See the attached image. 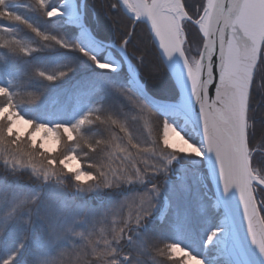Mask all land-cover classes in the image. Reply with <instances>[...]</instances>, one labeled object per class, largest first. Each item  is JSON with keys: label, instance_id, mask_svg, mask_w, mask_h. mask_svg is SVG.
Instances as JSON below:
<instances>
[{"label": "trees", "instance_id": "16d2710c", "mask_svg": "<svg viewBox=\"0 0 264 264\" xmlns=\"http://www.w3.org/2000/svg\"><path fill=\"white\" fill-rule=\"evenodd\" d=\"M61 0H47L46 8H41L37 0H6L5 7L13 14L23 17L21 21L0 18V36L10 40L13 36L28 46L31 51H22L3 45L0 40V85L20 93L21 102L18 109L26 118L37 123L73 124L90 110L108 111L121 119L133 136V144L139 143L147 149L163 135L164 119L155 115L144 123L129 99L120 91L129 92L142 101L128 85L129 73L123 65L118 71L100 69L92 54L80 44L77 31H70L64 18H50L47 11L55 8ZM79 2L81 0H78ZM206 0H184L186 9L192 16H198ZM117 0H85V21L93 33L101 40L116 42L122 45L125 36L129 37L133 19L122 6L113 7ZM24 21H27L25 23ZM39 29V33L35 30ZM77 29V28H75ZM40 33L56 36L65 42L78 45L66 48L56 40H45ZM126 50L132 60L139 66L149 91L163 98H177V91L168 69L160 58L152 36L144 22H138L133 35L128 40ZM115 55L120 53L113 49ZM102 55L96 57L102 60ZM37 70L50 74L61 71L66 75L54 81L40 77ZM165 77L168 85L161 86L160 80ZM259 71L256 73L249 106V144L255 150L253 164L264 174V93L261 94ZM29 93H38L36 102L28 101ZM175 124L182 121L177 118ZM185 128V129H184ZM184 132L195 143L199 140L195 127L185 124ZM85 135L99 139L108 135L107 130L99 124L83 126ZM122 146L129 147L133 158L143 163L151 160V153L136 156V149L130 147L127 136L118 134ZM71 150L77 152L84 171L90 170L94 162V154L86 146L80 148L75 142H69ZM64 148L60 141L56 155ZM114 151V150H113ZM123 154L115 153L110 159H119ZM163 161V157H157ZM167 164V161H163ZM176 162L175 164H173ZM63 167V166H61ZM202 165H193L185 154L178 153L167 171L149 173L143 181L134 180L121 184L118 188L88 187L90 180L81 182L79 186L72 184L71 172L57 173L45 180L37 177L30 169L13 170L5 161H0V191L4 193L0 202V216H5L3 231L0 232V264L18 253L10 264H34L35 246L40 244L42 252L51 254L62 246L83 250L90 261H96L97 253L109 251L105 241H111L115 230L121 227L122 219H126L129 208L121 207V203L131 196L145 191H154L151 185L156 183L160 192L169 201V208L164 218L155 206L151 214L140 225H131L128 236L118 245L112 259L119 264H176L168 257L160 256L154 247H163V243H179L197 256L207 252V238L210 231L223 218V213L215 204L210 180L205 178ZM203 174V177H202ZM22 196L27 199L25 206L33 208V212L18 211L12 218L6 214L12 209L13 197ZM36 200L34 205L29 202ZM138 204L139 201L137 200ZM27 222H26V219ZM52 240L56 242L53 243ZM135 242V245H134ZM22 245V246H21ZM146 248L147 250H142ZM140 250V256L135 252ZM127 253H132L127 255ZM67 254V250H65ZM107 264V262H105ZM206 264H228L224 258H208Z\"/></svg>", "mask_w": 264, "mask_h": 264}, {"label": "snow or ice", "instance_id": "6c2138e0", "mask_svg": "<svg viewBox=\"0 0 264 264\" xmlns=\"http://www.w3.org/2000/svg\"><path fill=\"white\" fill-rule=\"evenodd\" d=\"M123 3L137 19L148 18L151 31L169 56L175 52L185 56L192 89L202 112L205 138L203 146L191 142L175 126L164 121L162 143L157 140L152 147L142 149L139 143L133 144L132 133L119 117L110 115L111 112L96 109L88 111L73 124H56L55 129H49L51 131L49 136H40L41 130L44 131L46 125H38L34 120L22 115L17 106L20 93H14L10 88L0 85V154L22 153L21 156L12 155V160L22 166L31 167L38 176L48 180L56 174L55 165L59 161L43 158L48 153L54 152L57 142L63 141L64 147L69 149L65 153L63 167L73 173L77 181L84 182L90 180L92 174L69 163L78 159L77 152L71 150L69 142H75L78 148L86 146L91 153L97 152L103 145L109 158L115 153H120L124 158L132 161L131 166L134 172L121 176L122 180L143 182L148 177V173L167 171V165L172 163L176 154L191 153L203 156L206 150L215 154L225 191L233 186L238 189L248 231L260 251L264 252V175L258 174L253 166L248 131L249 92L253 85V75L258 62L264 65V0H206L202 11L195 19L186 10L184 0H123ZM5 4L6 0H0V18L23 20L22 16L13 14L4 6ZM37 4L41 8H46L47 0H37ZM112 6L118 7L119 0ZM59 14H61L60 8L47 11L48 17ZM186 21H191L202 33V47L196 50L194 56L190 55L189 37L185 32ZM24 22L27 23V21ZM35 30L39 33V29ZM40 34L45 40H56L63 47H78L56 36ZM0 40H3L4 46L13 51L19 50L25 54L31 51L14 36L10 40H4L0 36ZM121 43L127 45L128 37L125 36ZM81 51L85 50L81 49ZM92 59L100 68L115 69L116 67L99 61L95 56H92ZM37 73L48 81H54L66 75L64 71L50 74L37 70ZM212 87H214V96L210 95ZM125 95L135 104L139 110L138 114L152 111L146 103L128 92H125ZM38 99V93L28 94V101L36 102ZM91 124L103 126L108 135L99 139L85 135L83 126ZM29 125L32 130L28 131L27 137L30 136V144L34 148L42 150L38 153L41 160L36 159L37 154L28 152L22 147L23 140L27 138L25 133ZM119 133L127 136L128 145L136 149V156L151 153L163 157V161H167V164L162 160H154L155 163L149 164L148 160L141 163L134 159L129 147L122 146L119 142L123 139L118 135ZM151 189L154 191L136 194L126 202L129 208L127 218L122 219V226L115 230L113 239L122 240L127 237L132 240V237L127 234L130 226L140 225L155 206L154 196L159 194L160 187L153 183ZM14 199L18 205H21L27 198L17 196ZM217 231L219 229L210 234L209 243L216 236ZM108 243L109 241L106 240L105 244ZM148 247H154L158 255L168 257L176 264H204L202 258L179 243H163V247L153 245ZM116 251V248H112L108 255L112 256ZM17 254L14 252L12 257L4 261V264H10ZM101 255L102 253H97V257ZM135 255L139 257L140 250H137ZM112 264H119V262L113 261ZM132 264H137V261H133Z\"/></svg>", "mask_w": 264, "mask_h": 264}, {"label": "water", "instance_id": "95a60500", "mask_svg": "<svg viewBox=\"0 0 264 264\" xmlns=\"http://www.w3.org/2000/svg\"><path fill=\"white\" fill-rule=\"evenodd\" d=\"M64 1L63 6L66 14L58 15V17H67V22L78 28V39L85 50L94 56L103 55L104 62L116 66L115 69H113L114 71L120 70L123 64H126L129 73L128 85L132 92L139 96L152 110L162 117L172 122L177 118H181L185 123L194 125L196 135L200 139L201 146H203L205 138L203 135L202 112L199 101L196 99V95L193 92L188 70L181 63L171 59L166 50L159 43L154 32L151 31V24L148 18L144 17L142 19H137L132 16L119 0L124 11L134 20V25L138 22H144L147 25L153 42L174 79L180 96L183 95L186 99V106L181 105V100L162 98L152 94L146 87V84L141 80L137 65L130 58L125 45H118L114 42L101 40L93 33L85 21V0H82L81 6H79L78 0ZM71 17L74 18L72 22L70 19ZM76 18L79 20H75ZM82 30L86 32L85 36H82ZM113 48L118 49L122 58H118L115 55ZM131 66L136 68L138 79L131 73ZM256 71L257 69L254 71L253 84ZM252 89L253 85L249 92V104ZM210 95L214 96V87L210 88ZM203 157L210 178L215 204L223 213L222 225L226 229V234L224 237L225 252L222 254V257L228 264H264V252L260 251L259 246L254 243L248 231L247 220L243 212V205L238 189L233 186L231 189L225 191L223 179L214 153L205 150ZM168 207L169 201L166 200L165 206L161 211L162 215L166 213Z\"/></svg>", "mask_w": 264, "mask_h": 264}, {"label": "clouds", "instance_id": "9594fccd", "mask_svg": "<svg viewBox=\"0 0 264 264\" xmlns=\"http://www.w3.org/2000/svg\"><path fill=\"white\" fill-rule=\"evenodd\" d=\"M130 95V91L128 92ZM21 102V99L18 97V103ZM29 119V118H28ZM32 120V119H30ZM39 124H44L46 125L44 131H43V136H49L51 135V131L49 129H55L56 125H49L46 123H37ZM42 142V139H41ZM22 147L28 151V152H33L36 155L37 160H41L42 158L38 155L42 150L39 148H34L30 144V136L25 138L22 142ZM68 147H64L62 150H60L56 155H53V153H48L46 157H44V160L47 159H54L59 161L55 165L56 167V172L57 173H65V168L61 167L63 166L64 159H65V153L68 152ZM94 154V162L91 163L90 165V172L91 178H90V183L88 187L90 189H96V188H118L121 184L129 183L125 180H122L120 177L123 175H127L129 173L134 172V169L132 168L131 164L132 161L127 158H119V163L117 164L116 160L110 159L109 156L107 155V150L103 145H101L98 149L97 152L93 153ZM12 155L15 156H21L22 153L20 152H13L11 154L5 153V154H0V161H5L11 169L13 170H19V169H30L32 173H34L37 177L38 176L31 167H26L22 166L20 164L15 163L12 160ZM156 155H151V159L153 160H160ZM149 174V173H148ZM72 184L74 186H79V181L75 179V175L72 174ZM111 181V183H109ZM4 197V193L0 191V202H2ZM131 197H127L121 205H127V201H129ZM13 207L12 209L6 214L7 218H12L13 213H16L18 211H28L29 213L33 212V208L29 206H25L24 204L18 205L17 202L15 201L13 197ZM36 203V200L33 199L32 201L29 202L30 205H34ZM128 206V205H127ZM26 222L28 218H25ZM5 216H0V221H4ZM3 231V224L0 223V232ZM114 234L112 236V240L109 241L108 244H105L107 249L109 251L102 253L100 257H97L96 261H90L87 257L91 253H85L83 250H77L74 247H68V246H62L58 248L54 253L48 254L45 252H42L41 246L39 243L36 244L35 246V260L34 264H112L113 261H117L115 259H112L113 255L110 256L108 255V252L111 251L112 248H116L117 251L116 253H119L121 255V252L118 251V247H112L113 244L118 245L121 240L118 239H113ZM53 243H55V240H52ZM65 250H67V254H65ZM129 255V253H127ZM124 256V255H121Z\"/></svg>", "mask_w": 264, "mask_h": 264}, {"label": "rangeland", "instance_id": "374dc122", "mask_svg": "<svg viewBox=\"0 0 264 264\" xmlns=\"http://www.w3.org/2000/svg\"><path fill=\"white\" fill-rule=\"evenodd\" d=\"M63 2H64V0H61L60 1V3L55 7V8H59L60 6H62L63 5ZM79 2V1H78ZM81 2H82V0L79 2V6H81ZM120 2V1H119ZM204 4H206V1H205V3ZM121 5V4H120ZM84 7H85V1H84ZM187 10V9H186ZM191 15V14H190ZM198 16L196 15L195 17L193 16V19H195V18H197ZM50 18H64L65 20H66V22H67V17H58V16H54V17H50ZM67 18V19H66ZM71 19V22L74 20V18H70ZM75 20H79V19H75ZM134 21V20H133ZM67 24H68V27H69V30L70 31H72V32H74V31H77V37H78V28L77 29H75L76 28V26H74V25H72V24H70V23H68L67 22ZM137 25V24H136ZM136 25H134V23H133V26H132V28H131V34H130V36L128 37V40L131 38V36L133 35V32H134V28H135V26ZM185 32H186V34H187V36L189 37V46L191 47V52H190V55H192V56H194L195 55V53H196V50L198 49V48H201L202 47V43H201V35H202V33H200V30L198 29V27L196 26V25H194L191 21H186L185 22ZM114 43H116V42H114ZM117 44V43H116ZM119 45V44H118ZM123 45V44H122ZM84 48V47H83ZM125 48H126V45H125ZM113 49H115V50H117L118 51V49H116V48H113ZM84 50H85V48H84ZM158 50V49H157ZM86 51V50H85ZM127 51V50H126ZM86 52H88V51H86ZM119 52V51H118ZM159 52V51H158ZM120 53V52H119ZM128 53V52H127ZM91 54V53H90ZM93 55V54H92ZM120 55H121V53H120ZM94 56V55H93ZM103 56V55H102ZM95 57H99V56H95ZM121 58H122V56H121ZM131 58V57H130ZM160 58H161V56H160ZM132 59V58H131ZM161 60H162V58H161ZM163 61V60H162ZM101 62H104V57H102V60H101ZM104 63H106V62H104ZM135 63V62H134ZM164 63V62H163ZM136 64V63H135ZM137 65V64H136ZM97 66H98V64H97ZM166 66V65H165ZM99 67V66H98ZM125 67H126V69H127V66H126V64H125ZM100 68V67H99ZM137 68H138V70H139V73H140V78H141V80L146 84L147 82H146V80L143 78V76H142V74H141V70H140V68H139V66L137 65ZM167 68V67H166ZM100 69H106V70H111V71H114L112 68H100ZM134 69H135V71H136V68L134 67ZM168 72H169V70H168ZM169 75H170V77H171V79L173 80V82H174V79L172 78V76H171V74H170V72H169ZM167 81L165 80V77L164 78H162L161 80H160V82H159V84L162 86H166V85H168L167 83H166ZM174 85H175V87H176V89H177V91H178V88H177V86H176V84H175V82H174ZM146 87H147V84H146ZM149 90V89H148ZM179 92V91H178ZM120 94H122L125 98H127L128 99V96L127 95H125V92H123V91H120L119 92ZM139 97V96H138ZM180 94H179V96L177 97V98H169V99H172V100H180ZM140 98V97H139ZM163 98V97H162ZM141 99V98H140ZM142 100V99H141ZM143 101V100H142ZM131 102V104H132V106H133V108L135 109V110H137V111H139L137 108H136V106H135V104H133L132 103V101H130ZM144 102V101H143ZM145 103V102H144ZM249 106H250V104H249ZM140 115V118H142V120L144 121V123L147 125V120L148 119H151L152 117H155V115H159L157 112H155L154 110H152V111H150V112H148V111H146V112H144L143 114H139ZM160 117H162L161 115H159ZM163 119H164V121H167L168 123H170V124H172L173 126H175L176 128H177V130H179V131H181L182 132V134H184L191 142H193V143H195L187 134H185V132H184V127H185V124H189V123H185L184 122V120L183 119H181V123L179 124V125H177V124H175V122H172V121H170V120H168V119H166V118H164V117H162ZM184 128V129H183ZM30 130H32V128H31V125H29L28 126V129H26V133H25V135H26V137H27V133H28V131H30ZM40 136H43V130H41V132H40ZM162 138H163V135H162ZM162 138H161V142H162ZM38 142H39V136H38ZM50 143H51V138H50ZM59 143L60 142H57L56 143V145H55V149H54V152H53V154H55L56 152H57V150H58V148H59ZM196 144H198V145H201V142H200V139L197 141V143ZM250 145V144H249ZM250 149H251V147H250ZM251 151H252V163H253V156L255 155V150H253V149H251ZM180 154V153H179ZM182 154H185L186 155V157H188L190 160H191V163L193 164V165H197V166H199V165H202V163H204V169H202L200 172H205L204 173V175H205V178H207L208 177V179L210 180V178H209V175H208V171H207V169H206V167H205V162H204V157L203 156H200V155H196V154H191V153H182ZM69 163H72L74 166H79V167H81V162H80V160L79 159H77V161H70ZM176 162H174L173 164H175ZM253 166H254V164H253ZM254 168H255V170L258 172V174H261V175H264L262 172H261V170L258 168V167H256V166H254ZM65 172H69L66 168H65ZM202 177H203V174H202ZM156 197L158 198V200H157V209L159 208V214L161 215V217H163L164 218V216H165V214H161V211L163 210V208H164V206H165V201L166 200H168L167 198H165V194L161 191V192H159V194L158 195H156ZM169 208V207H168ZM167 211H168V209H167ZM166 211V212H167ZM223 219V218H222ZM222 219H221V221L216 225V227L215 228H213L211 231H210V233H209V235H208V237L210 236V234L213 232V231H215V230H217V229H219V231H217V234H216V236L212 239V241L209 243L208 242V238H207V243H206V245H207V252H206V254L204 255V256H199L200 258H202L203 259V261H204V264H206V261H207V259L208 258H216V257H221V255H220V251H219V246H218V243H217V238H218V236H219V234H220V230H222L223 228H224V226L222 225Z\"/></svg>", "mask_w": 264, "mask_h": 264}, {"label": "bare ground", "instance_id": "6f19581e", "mask_svg": "<svg viewBox=\"0 0 264 264\" xmlns=\"http://www.w3.org/2000/svg\"><path fill=\"white\" fill-rule=\"evenodd\" d=\"M121 2H122V4H123V6L126 8V6L124 5V3H123V0H120ZM65 2V1H64ZM64 4V3H63ZM60 9H61V14H66V12L64 11V6L62 5V6H60ZM126 10L128 11V9L126 8ZM129 12V11H128ZM132 16H134V14H132L131 12H129ZM61 14H59V15H61ZM58 16V15H57ZM135 17V16H134ZM142 18H144V17H141V18H139V19H142ZM81 34H82V36H85L86 35V32L85 31H81ZM171 59H173L175 62H178V63H181L183 66H185L186 67V69L188 70V63H187V60H186V58H185V56H183V55H181L180 54V52H175V53H173L171 56ZM131 73L133 74V76L135 77V78H137V73H136V71H135V69H134V66H131ZM138 79V78H137ZM181 105H183V106H186V99H185V97L183 96V95H181ZM225 234H226V229H225V227L222 229V230H220V234H219V236H218V238H217V243H218V246H219V251H220V255L222 256V254H224V250H225V240H224V237H225Z\"/></svg>", "mask_w": 264, "mask_h": 264}, {"label": "flooded vegetation", "instance_id": "af4514ba", "mask_svg": "<svg viewBox=\"0 0 264 264\" xmlns=\"http://www.w3.org/2000/svg\"><path fill=\"white\" fill-rule=\"evenodd\" d=\"M259 71V77H260V86L262 85L263 88L261 89V94L264 93V65L258 64L257 71ZM256 76V75H255ZM255 79V78H254Z\"/></svg>", "mask_w": 264, "mask_h": 264}]
</instances>
